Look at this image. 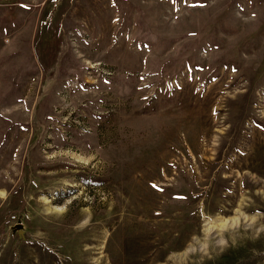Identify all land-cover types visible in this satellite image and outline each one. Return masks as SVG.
Here are the masks:
<instances>
[{
    "label": "rangeland",
    "instance_id": "374dc122",
    "mask_svg": "<svg viewBox=\"0 0 264 264\" xmlns=\"http://www.w3.org/2000/svg\"><path fill=\"white\" fill-rule=\"evenodd\" d=\"M0 264H264V0H0Z\"/></svg>",
    "mask_w": 264,
    "mask_h": 264
},
{
    "label": "bare ground",
    "instance_id": "6f19581e",
    "mask_svg": "<svg viewBox=\"0 0 264 264\" xmlns=\"http://www.w3.org/2000/svg\"><path fill=\"white\" fill-rule=\"evenodd\" d=\"M243 154V153H242Z\"/></svg>",
    "mask_w": 264,
    "mask_h": 264
}]
</instances>
